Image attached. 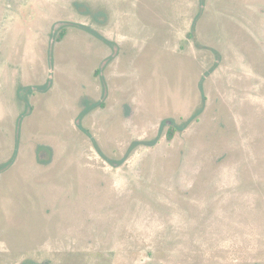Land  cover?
<instances>
[{
    "label": "rangeland",
    "instance_id": "374dc122",
    "mask_svg": "<svg viewBox=\"0 0 264 264\" xmlns=\"http://www.w3.org/2000/svg\"><path fill=\"white\" fill-rule=\"evenodd\" d=\"M10 158L0 264H264V0H0Z\"/></svg>",
    "mask_w": 264,
    "mask_h": 264
},
{
    "label": "trees",
    "instance_id": "16d2710c",
    "mask_svg": "<svg viewBox=\"0 0 264 264\" xmlns=\"http://www.w3.org/2000/svg\"><path fill=\"white\" fill-rule=\"evenodd\" d=\"M61 34V33H60ZM59 34V35H60ZM190 35V34H189ZM174 128H172V127H170L169 129H168V131H167V138L168 139H171L172 138V136H173V134H174ZM136 143H138L137 141H135V142H133L132 143V145L130 146V148L129 149H131ZM101 153V152H100ZM11 160H12V158H10L9 160H7V161H5V162H2V163H0V170H3L5 167H8L9 165H10V163H11Z\"/></svg>",
    "mask_w": 264,
    "mask_h": 264
}]
</instances>
